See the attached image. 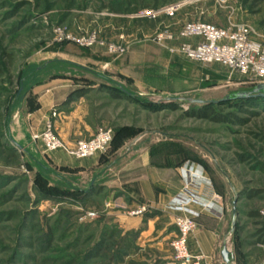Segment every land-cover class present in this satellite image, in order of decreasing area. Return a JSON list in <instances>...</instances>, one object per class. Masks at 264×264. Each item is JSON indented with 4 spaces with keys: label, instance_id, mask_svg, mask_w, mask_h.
Segmentation results:
<instances>
[{
    "label": "rangeland",
    "instance_id": "rangeland-1",
    "mask_svg": "<svg viewBox=\"0 0 264 264\" xmlns=\"http://www.w3.org/2000/svg\"><path fill=\"white\" fill-rule=\"evenodd\" d=\"M174 3L182 5L172 16H133ZM197 21L245 24L262 39L264 0H0V264H127L119 229L103 225V195L92 193L88 179L51 171L33 144L27 154L15 136L31 90L66 78L81 85L74 93L98 89L125 97L119 87L134 97L144 93L138 98L146 104L127 96L112 106L106 154L118 149L117 138H130L133 146L164 139L150 147L153 160L167 155L181 172L189 162L221 197L231 263L264 260V92H251L259 83L243 82L222 64L179 52L181 27ZM57 26L75 35L96 31L106 43H123L125 52L57 42ZM165 30L173 38L156 41ZM238 91L257 98L237 99ZM207 104L228 119L192 115ZM253 190L260 193L248 197ZM88 211L97 216L86 217Z\"/></svg>",
    "mask_w": 264,
    "mask_h": 264
},
{
    "label": "crops",
    "instance_id": "crops-1",
    "mask_svg": "<svg viewBox=\"0 0 264 264\" xmlns=\"http://www.w3.org/2000/svg\"><path fill=\"white\" fill-rule=\"evenodd\" d=\"M78 87L81 85L72 78H66L53 79L31 90V106L27 102L23 104L25 109L21 107L17 116L20 118V132L15 136L23 150H31L33 144L36 151L45 157V166L51 171L88 179L92 193L98 191V194L103 195L99 205L104 211V222L114 225L119 229L120 236H126L130 241L126 260L144 264L169 260V243L177 233L173 219L176 215L192 211L198 215L195 218L197 228L187 239L190 253L202 255L203 264H225L221 257L226 228L222 202L219 203L222 206L219 213L198 203L188 204L189 212L169 206V202L180 192L184 176L177 162H172L167 155L162 156L160 162L153 160V157H157L150 155V147L161 145L164 139L148 146H143V141L133 146L130 138H123L120 147L117 146L118 149L112 154H98L83 159L73 158L62 150L45 154L41 144L32 141V133L43 129L45 117L52 110L58 114L53 119L55 132L65 143L72 144L76 140L89 138L100 126L111 127L108 124L113 123L116 115L112 106L118 105L119 108L122 98L128 100L127 96L107 90L74 93ZM15 127L12 125L13 129ZM122 150L123 154L120 152ZM97 185L100 186L97 188ZM111 200L127 208L146 203L151 206V211L146 216H128L121 208H104V203Z\"/></svg>",
    "mask_w": 264,
    "mask_h": 264
},
{
    "label": "built area",
    "instance_id": "built-area-1",
    "mask_svg": "<svg viewBox=\"0 0 264 264\" xmlns=\"http://www.w3.org/2000/svg\"><path fill=\"white\" fill-rule=\"evenodd\" d=\"M181 5V3H174L155 10H144L133 14V16L144 15L151 18L160 15L172 16ZM253 33L245 24L219 28L203 21L188 22L181 27L179 32V36L183 38L179 44V52L188 59L202 64H222L228 68L229 72L239 74L243 82L264 83V38L256 39L252 36ZM172 38V33H168L166 30L155 36V40L158 42ZM54 39L57 42H73L87 48L106 46L113 53H123L126 49L123 43H106L99 38L96 31L75 35L65 26H57L54 29ZM169 49L174 51L172 47ZM57 115V112L52 110L45 117L43 129L31 135L32 141L40 143L45 154L62 150L73 158L83 159L107 153L113 136L111 127L100 126L89 138L67 144L55 132L53 119ZM182 170L184 184L178 195L169 202V206L175 210L189 212L188 204L198 203L204 208L219 213L222 210V206L219 204L221 197L214 190L210 180L202 176L200 171H194L189 162L183 165ZM104 207L121 208L128 216H144L145 213L151 211V206L146 203L127 208L122 203L113 201L105 202ZM197 215L198 213L191 211L189 214L174 217L177 233L170 241L171 258L167 264H203L204 257L200 254L190 253L187 246L188 236L197 228L195 219ZM85 216L94 219L97 213L88 211ZM259 264H264V260Z\"/></svg>",
    "mask_w": 264,
    "mask_h": 264
},
{
    "label": "trees",
    "instance_id": "trees-1",
    "mask_svg": "<svg viewBox=\"0 0 264 264\" xmlns=\"http://www.w3.org/2000/svg\"><path fill=\"white\" fill-rule=\"evenodd\" d=\"M256 87V86H255ZM119 89L126 95V96H129V97H134L132 94L128 93L127 91H125L124 89L120 88ZM253 91V90H252ZM258 91H261V92H264V87L262 89H259ZM256 91V92H258ZM246 91H238L234 94V97L237 98V99H240V100H248V99H253V98H257L255 96H253V94H249L248 96L244 95ZM248 92V91H247ZM79 93V91H78ZM255 93V92H254ZM80 94V93H79ZM71 95H69L68 98H70ZM142 95L140 96H137V97H134L136 101L142 103V104H146L142 98H138V97H141ZM262 98H264V95L261 96ZM141 99V100H139ZM156 104V103H153V102H147V104ZM27 104L29 106H31L32 102L31 100L27 101ZM193 116H197V117H200V118H208V119H211L213 121H216V122H224L226 121V119H228L227 116H222L219 112H216L211 105H203L201 108H199L198 110H195V111H192L191 112ZM116 139V138H115ZM123 138L119 139L117 138V140H114V144H113V147H116L119 145V143L121 142ZM116 141V142H115ZM244 160V159H243ZM241 159V161H243ZM260 193V190H253L251 193L248 194V197L252 198L254 196H257L258 194ZM146 215H149V212L145 213L144 216ZM252 215H255V216H260L259 212H253ZM103 225L105 226L106 229L109 228L110 224H106L105 222H103ZM114 229H117L115 228L114 225H112ZM108 231V230H106ZM121 241L123 242L122 245H123V254H121V258L122 260L124 261V258L125 256L127 255V253L130 251V241L128 240V238L125 236L121 237ZM262 244L264 245V242H262ZM126 261V260H125ZM127 264H136V262L134 261H127Z\"/></svg>",
    "mask_w": 264,
    "mask_h": 264
},
{
    "label": "water",
    "instance_id": "water-1",
    "mask_svg": "<svg viewBox=\"0 0 264 264\" xmlns=\"http://www.w3.org/2000/svg\"><path fill=\"white\" fill-rule=\"evenodd\" d=\"M264 87V84L260 83L256 86V88H254L253 91L251 92H256L259 89H262ZM251 92H245L244 95L248 96L249 94H252ZM255 95V94H253ZM260 95H264L263 93H261ZM200 101V100H199ZM234 223H235V212L233 213V218H232V228L234 227ZM221 257L223 259V261L225 262V264H230L231 263V253L228 250L227 246L225 244H223L222 249H221Z\"/></svg>",
    "mask_w": 264,
    "mask_h": 264
}]
</instances>
